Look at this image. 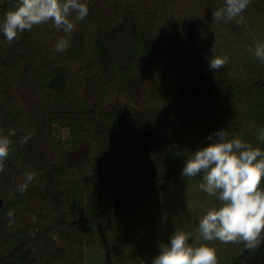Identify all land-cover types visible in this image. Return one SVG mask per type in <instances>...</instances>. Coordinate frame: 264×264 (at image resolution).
Masks as SVG:
<instances>
[{"label":"trees","instance_id":"1","mask_svg":"<svg viewBox=\"0 0 264 264\" xmlns=\"http://www.w3.org/2000/svg\"><path fill=\"white\" fill-rule=\"evenodd\" d=\"M84 2L89 8L86 21L97 19L100 25L93 33L96 57L87 59L80 68H84L85 73L78 85L84 88L87 96L106 98L108 90L105 84L117 75L121 90L129 97L136 98L135 95L141 93L144 71L150 66L152 57H156L155 63L164 66L169 64L171 57L169 50L156 51L158 42L153 29L154 21L158 18L155 12L146 0ZM15 4L16 0H0V23ZM34 27L18 34V38L11 43L0 31V131L13 141L5 171L0 173V197L4 199L0 210V264H45L43 261L47 258L41 253L57 256L50 250L55 245V234L70 236L89 225L122 216L125 208L144 192L168 193L170 185L182 177L186 159L198 148L212 142L205 140L198 129L205 127L210 120L217 124L218 119L224 118L220 112L210 116L212 112L208 108L203 112L183 106L190 101L201 102L204 94L203 84L186 81L179 88L177 98L163 105L156 113L161 121L155 122L158 126L151 125L153 122H149L146 114L135 111L133 107L111 109L109 104L99 103L98 122H94L91 120L94 109L88 108L90 105L80 104L82 109L77 110L75 103L79 101L78 98L67 93L74 83V76L66 62H55L54 59L37 61V50H41L36 47ZM72 45L73 52L84 49L85 36L73 38ZM96 71L101 72L102 81H97ZM200 79L202 83L209 82L208 77ZM118 80L114 83H118ZM254 87L262 97L250 114H256L253 120L260 128L264 127V71L259 73ZM183 91L185 95L181 98ZM18 95L23 99L21 107L18 106ZM59 123L71 130L65 138L69 146L65 148L62 145V150H58L57 143ZM185 124H193L195 130H184ZM160 125L176 127L179 133L168 138ZM28 135V143L21 146L18 141ZM75 136L81 138L82 143ZM98 139H104L106 146L119 145L115 149V156L123 159L125 153H132L135 161H146L151 165L149 161L162 151H167L166 159L162 164H156L155 168L137 174L129 181V190L119 194L114 201H104L90 215L67 220L62 212L66 199L60 178L65 175L69 165H84L91 158ZM108 151L111 152V148L104 146L101 166L113 169L115 161L113 156L106 154ZM28 168H32L31 172L35 173L36 178L22 195L16 190L14 181ZM261 187H264V180ZM37 200L39 204L51 208L50 212H57L56 216L43 214L36 206H30ZM17 205L21 206L20 213H37L39 224L22 219L19 216L22 214L16 213ZM9 210L15 212V222L11 228L7 226L6 213ZM240 252L234 255L235 260L227 264H264V241L254 251L243 245Z\"/></svg>","mask_w":264,"mask_h":264},{"label":"rangeland","instance_id":"2","mask_svg":"<svg viewBox=\"0 0 264 264\" xmlns=\"http://www.w3.org/2000/svg\"><path fill=\"white\" fill-rule=\"evenodd\" d=\"M122 1L126 2V0ZM146 1L158 18L154 21L153 29L158 42L156 51L169 50L171 57L169 64L165 66L155 63L156 57H152L150 66L144 71L145 78L140 89L141 93L135 95L136 98L129 97L124 90H121L117 75L107 80L108 84H105L108 90L106 98L95 99L87 96L84 88L78 85L85 73V69L80 68L87 59H94L97 54L93 44V33L100 25L97 19L92 22H87L86 18L83 21H75L73 14L71 19L74 20L75 30L72 33L57 30L51 21L35 26L33 35L36 47L41 50H37V61L54 59L55 62H66L74 76V83L69 86L67 93L78 98L79 101L75 103L77 110L82 109L80 104L90 105L88 108L94 109L95 113L91 119L94 122H98L99 104H109L111 109L122 106L133 107L135 111L144 112L149 122H153L151 125L158 126L157 123L161 121L156 113L163 105L177 98L179 88L184 82L203 84L202 101L186 102L183 106L203 112L208 108L212 112L210 116L218 112L224 116L223 119H218L217 124H213V120H210V123L205 122V127L201 126L198 129L203 138L206 140L209 134L219 129H226L230 138L238 136L245 142L264 149L263 143L256 135L258 127L255 125L257 122L253 120L256 114H250L257 100L262 97L260 91L254 87V82L258 79L259 73L264 71V64L246 50L247 47L264 42V0H251L241 16L228 23L223 21L217 23L212 19L213 10L222 7L223 0ZM82 35L86 39L85 48L73 52L72 39L81 38ZM62 37L69 40L70 46L67 51L57 53L53 48ZM68 50L71 52L68 53ZM213 55L227 56L228 64L217 72L210 70L209 60ZM101 76V72H95L98 82L103 80ZM204 77H208V84L202 83L200 78ZM117 80L118 83H114ZM77 81L78 83L75 84ZM183 95H185L184 91L181 98ZM17 102L21 107L23 99L19 95ZM58 126V150H62V145H65V148L69 146L65 138L71 130L65 124L59 123ZM160 126L168 138L179 133L176 127ZM184 126V130H195L193 124ZM75 137L82 143L81 138ZM104 141L98 139L91 158L84 165H69L65 175L60 178L66 199L62 212L67 220L90 215L92 210L102 206L104 201H114L119 194L129 190V181L137 174L155 168L156 164H162L166 159L167 151H162L149 161L151 165L146 161H135L132 153H125L123 159L115 156V149L119 148V145L106 146ZM104 146L106 149L111 148V152L108 151L109 153L106 154L114 158L113 169H105V166H101L105 154ZM31 171L32 168H28L21 172L14 184L23 182L25 174ZM200 182H202V174L194 178H178L170 185L168 193H142L125 208L122 216L118 215L101 223L89 225L70 236L55 234L53 237L55 245L53 244L50 250L57 256L41 253L48 259L43 262L45 264H152L153 258L160 251L161 242L166 243L176 229L195 234L199 218L208 208L219 204L216 197L208 196L199 189ZM100 191L102 194L97 193ZM30 206H36L43 214L50 213L49 216L57 214L50 212L51 208L46 207V204H39L38 200L30 203ZM20 207L17 205L16 213L22 214L19 215L22 219L39 224L35 215L37 213L28 211L20 213ZM189 242H192L191 236ZM209 243L216 249L218 264H227L235 260L234 255L243 247L242 243L223 244L219 241Z\"/></svg>","mask_w":264,"mask_h":264},{"label":"clouds","instance_id":"3","mask_svg":"<svg viewBox=\"0 0 264 264\" xmlns=\"http://www.w3.org/2000/svg\"><path fill=\"white\" fill-rule=\"evenodd\" d=\"M250 3L251 0H223V6L213 10L212 19L217 23L231 22L240 17ZM88 13L84 0H16L14 8L7 11L0 23V31L9 43L16 40L18 34L50 21L57 30L72 33L75 30L73 14L75 21H83ZM69 46V40L62 37L53 50L63 53ZM246 50L264 64V42ZM227 64V56L213 55L209 69L217 72ZM256 135L264 143V127L258 128ZM29 139L30 135L23 136L18 143L22 146ZM207 139L212 142L186 159L181 176L194 178L202 174L199 189L216 197L219 204L208 208L199 218L195 234L176 229L166 243L161 242L152 264H218L216 249L209 242L242 243L254 251L264 241V187H261L264 149L238 136L230 138L226 129L209 134ZM12 144L10 137L0 131V173L5 171ZM34 179L35 173H26L16 190L23 195ZM6 216L7 226L11 228L15 222L14 210H9Z\"/></svg>","mask_w":264,"mask_h":264},{"label":"water","instance_id":"4","mask_svg":"<svg viewBox=\"0 0 264 264\" xmlns=\"http://www.w3.org/2000/svg\"><path fill=\"white\" fill-rule=\"evenodd\" d=\"M3 205H4V199L0 197V210L2 209Z\"/></svg>","mask_w":264,"mask_h":264}]
</instances>
